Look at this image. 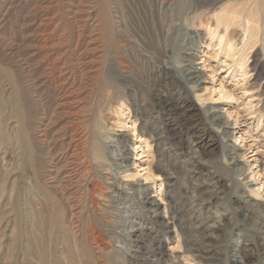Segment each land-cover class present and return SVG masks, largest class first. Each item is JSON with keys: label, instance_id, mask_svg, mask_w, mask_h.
<instances>
[{"label": "rangeland", "instance_id": "rangeland-1", "mask_svg": "<svg viewBox=\"0 0 264 264\" xmlns=\"http://www.w3.org/2000/svg\"><path fill=\"white\" fill-rule=\"evenodd\" d=\"M67 1L79 0L55 10L75 41ZM104 4L120 23L81 90L90 93L77 118L100 129L103 155L86 163L77 227L62 198L54 194V209L35 183L26 190L31 172L7 127L11 101L32 97L17 58L0 65V264H264V0ZM223 10L257 21L247 46L240 17L225 29ZM1 33L13 35L8 25ZM34 103L31 126L41 117ZM41 213L50 216L42 231Z\"/></svg>", "mask_w": 264, "mask_h": 264}, {"label": "bare ground", "instance_id": "bare-ground-1", "mask_svg": "<svg viewBox=\"0 0 264 264\" xmlns=\"http://www.w3.org/2000/svg\"><path fill=\"white\" fill-rule=\"evenodd\" d=\"M95 3H98L100 11L92 18L86 13L87 8L92 4L95 6ZM57 4V0H9L6 3L0 17V65L16 57L27 81L28 95L32 97L11 101L10 118L14 121L7 127L9 135L18 132L21 167L23 172H31L30 176H25L26 190L35 183L38 192L54 209L57 206L55 195L62 198L66 208L72 212L70 222L77 227L82 218L78 194L91 168L86 163L101 164L103 155L100 129L83 124L77 118L83 108L81 102L90 93L89 90H81L83 83L101 72L99 65L106 52L105 40L112 35L114 27H119L120 20L116 14L111 17L104 0H79L74 6L67 1L64 19L72 18L79 29L74 41L67 36L69 32L59 28ZM238 17L246 37L243 43L247 46L258 30L256 20L234 10H223L217 19L225 20V29H228L229 20ZM7 25L13 35L6 40L1 32ZM72 43L73 47L63 51L64 46ZM71 49L74 55L68 53ZM10 87L13 89L12 84ZM32 102H38L41 112L35 126H31ZM99 182L93 181V191L101 188ZM93 193L97 201L103 200L98 193ZM59 216L53 217V223L60 228L63 222ZM48 218V213L45 218L44 214H39L37 224L41 231L47 227ZM98 237L94 230L90 232L91 240L97 241ZM41 261L45 262L44 253H41Z\"/></svg>", "mask_w": 264, "mask_h": 264}]
</instances>
